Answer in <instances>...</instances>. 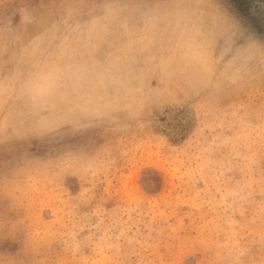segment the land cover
Returning a JSON list of instances; mask_svg holds the SVG:
<instances>
[{
	"label": "rangeland",
	"instance_id": "374dc122",
	"mask_svg": "<svg viewBox=\"0 0 264 264\" xmlns=\"http://www.w3.org/2000/svg\"><path fill=\"white\" fill-rule=\"evenodd\" d=\"M0 264H264V0H0Z\"/></svg>",
	"mask_w": 264,
	"mask_h": 264
}]
</instances>
